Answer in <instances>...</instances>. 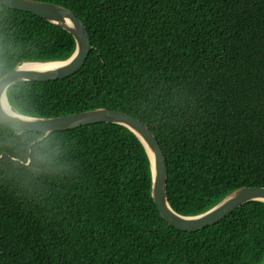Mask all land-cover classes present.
I'll use <instances>...</instances> for the list:
<instances>
[{
    "label": "trees",
    "instance_id": "trees-1",
    "mask_svg": "<svg viewBox=\"0 0 264 264\" xmlns=\"http://www.w3.org/2000/svg\"><path fill=\"white\" fill-rule=\"evenodd\" d=\"M72 9L93 49L72 76L23 81L12 109L56 117L99 107L147 124L184 215L264 186V0H42ZM74 36L0 4V78L68 59ZM0 264H264V201L198 231L170 225L151 162L127 127L19 131L0 122Z\"/></svg>",
    "mask_w": 264,
    "mask_h": 264
},
{
    "label": "water",
    "instance_id": "water-1",
    "mask_svg": "<svg viewBox=\"0 0 264 264\" xmlns=\"http://www.w3.org/2000/svg\"><path fill=\"white\" fill-rule=\"evenodd\" d=\"M0 4L38 15L70 32L76 41L74 53L65 60L24 62L0 78V122L19 131L42 132L45 136L96 123H115L130 129L146 148L152 170V197L162 217L183 231H198L214 225L240 206L251 201H264V186H243L220 200L205 212L184 215L177 212L168 199V165L165 153L150 127L133 115L115 109L99 107L56 117L24 115L12 109L7 90L23 81H52L74 75L83 68L93 49L91 36L84 21L72 9L42 0H0ZM38 64L28 67L27 64Z\"/></svg>",
    "mask_w": 264,
    "mask_h": 264
},
{
    "label": "bare ground",
    "instance_id": "bare-ground-1",
    "mask_svg": "<svg viewBox=\"0 0 264 264\" xmlns=\"http://www.w3.org/2000/svg\"><path fill=\"white\" fill-rule=\"evenodd\" d=\"M38 64H34V63H30V64H27L26 66L28 67H34V66H37Z\"/></svg>",
    "mask_w": 264,
    "mask_h": 264
}]
</instances>
